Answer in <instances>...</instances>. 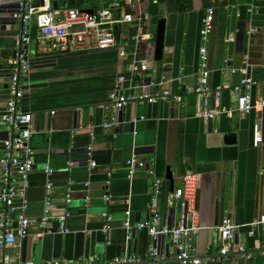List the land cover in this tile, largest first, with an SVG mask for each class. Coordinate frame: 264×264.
Segmentation results:
<instances>
[{"label":"crops","instance_id":"crops-1","mask_svg":"<svg viewBox=\"0 0 264 264\" xmlns=\"http://www.w3.org/2000/svg\"><path fill=\"white\" fill-rule=\"evenodd\" d=\"M81 1L51 2L53 10L60 13L70 7L92 10L111 0ZM208 7L214 8V30L208 43L209 85L224 86L219 104L232 112L205 120L200 116L204 97L188 90L198 84L201 29ZM129 11L151 14L144 27L151 38L141 43L136 54L148 61L150 68L135 74L130 68L135 58L131 45L134 23L117 27L114 48L62 53L42 43L33 17L28 44L32 68L21 77L23 105L33 115L34 129L29 145L35 164L26 211L30 224L26 237L0 247V264H4V253L12 264H108L128 252L134 255L132 264H151L148 250L152 238L146 230L136 231L127 247L126 212L131 211L134 223L148 220L155 197L152 186L158 182L162 223L178 224L182 210L174 191L187 174H196L199 180L201 228L193 234V241L201 255L218 252V227L229 215L239 226L236 245L244 246L250 256L238 254L236 247L221 264H264L258 242L261 229L256 230V237L248 235L249 224L264 214V139L258 146L254 142L264 111L244 113L237 108L238 96L245 92L237 87L245 75L259 82L247 90L253 102L264 98V0H141ZM162 17L167 18L165 51L163 60L156 61L155 35ZM242 25L244 39L240 37ZM20 28L13 18L0 23V113L5 107ZM124 50L128 57L122 56ZM121 73L134 78L126 85H136L137 92L149 78L154 82L151 91L168 89L180 94L181 101L131 102L118 113V125L106 129L103 123L114 113L110 92ZM208 100L216 107L213 94ZM10 131V125L0 123V140ZM228 132L238 134L236 143L225 142ZM89 146H93L91 160L97 162L91 168ZM134 155L148 168L138 169L130 178L126 161ZM70 161L73 166L68 165ZM48 169L53 173H47ZM48 180L53 183L50 189ZM106 194L111 195L109 201L104 199ZM49 197L53 206L43 226L41 218L46 215ZM64 209L70 212L67 233L61 230L57 217ZM105 213L112 217L111 222ZM16 222L10 221L8 227L17 228ZM156 241L160 254L174 264L171 239L161 236Z\"/></svg>","mask_w":264,"mask_h":264},{"label":"built area","instance_id":"built-area-1","mask_svg":"<svg viewBox=\"0 0 264 264\" xmlns=\"http://www.w3.org/2000/svg\"><path fill=\"white\" fill-rule=\"evenodd\" d=\"M0 0V23L7 18H13L20 22V32L16 36L17 47L13 59L11 60V75L8 81L7 93L5 98L4 111L0 113V123L11 126L8 135L0 140V227L6 228L5 233L0 235V247L4 248L9 244H14L17 237L28 235L30 220L26 215L29 206L28 190L30 188V174L34 169V151L29 145L34 129L33 115L26 110L23 101L25 91L21 84V77L30 72L32 64L28 55V44L31 41V23L35 16V23L39 29L41 40L50 50L62 53H72L93 49H111L117 45V27L125 23H134L136 33L131 36V45L134 47V56L130 66L132 73L146 71L150 64L146 60L136 58L141 43L148 41L151 34L144 30L145 25L150 21L149 12L134 14L130 8H136L141 0H111L102 7H94L92 12L82 10L78 7L65 8L58 13L52 8V0ZM119 11L118 16L115 11ZM214 28V8L208 7L203 18L201 29V44L199 47V76L198 84L188 91L204 97L203 108L200 116L205 120L220 114H230L231 108L220 107V98L224 86L211 88L209 85L211 69L209 65L208 43ZM128 51H122L123 57L127 56ZM237 72V70H233ZM130 78V79H129ZM165 79V77H162ZM128 80L134 78L121 73L116 78L114 89L110 92L111 107L114 113L103 123V127L111 129L118 125V113L131 102H158V101H181V95L173 93L168 89L151 91L153 81L142 83V90H134L136 85L127 87ZM264 82V80H263ZM259 82L245 75L241 78L240 86L237 90L245 91L238 96L237 108L244 113L252 111H264V98L253 102L251 94L247 90ZM214 95L217 101L216 107H211L208 97ZM255 145L258 146L264 135L257 126L255 131ZM87 155L92 159L93 146L87 148ZM96 161L91 160L89 166L95 167ZM129 177L132 178L138 169L148 168L145 161L140 160L136 155L126 161ZM73 166L74 162H68ZM47 173H53L48 169ZM153 172V171H152ZM53 183L48 180L47 187L50 189ZM89 186V181L85 182ZM155 197L150 205L151 217L142 222H132L131 211L126 212L125 228L127 231L126 243L128 249L136 231L146 230L152 242L149 246V256L153 262L151 264H169L167 257L161 255L157 247V239L167 236L171 239L173 252L175 253L174 264H208L221 262L225 257L237 247L238 254L250 256L244 246H237L239 226L233 219L226 215L222 219L218 232L220 235L221 246L214 255L203 256L199 252L197 245L193 241V234L201 228L198 223L197 194L199 190V180L196 174H187L183 177L182 185L174 191V196L182 210V219L178 224L167 225L162 223V217L158 209L157 195L160 192L159 183L155 182L152 186ZM87 199L91 198L87 196ZM106 201L111 199V195L104 196ZM53 201L49 197L46 200V215L41 218V224L47 225L50 218V211ZM108 222L112 217L107 213L103 214ZM17 217V219L15 218ZM60 228L64 232H69L67 226L70 212L62 210L57 215ZM18 220V227H8L10 221ZM261 229V236L258 239L259 245L264 248V214L249 224V237H256L257 229ZM135 261L134 255L128 252L125 256L114 257L108 264H132ZM27 264H34L28 261ZM67 264H75L69 262Z\"/></svg>","mask_w":264,"mask_h":264},{"label":"water","instance_id":"water-1","mask_svg":"<svg viewBox=\"0 0 264 264\" xmlns=\"http://www.w3.org/2000/svg\"><path fill=\"white\" fill-rule=\"evenodd\" d=\"M87 1L89 2L92 0H86L85 2H87ZM85 2H84V0L81 1L82 4H84ZM86 11L92 12V10H86ZM118 14H119V11L118 10L115 11V15L118 16ZM166 22H167V18L162 17L159 19L158 24H157V31H156V35H155V50H154V55H155L156 61H162L163 57H164L165 35H166V25H167ZM213 30H214V28H213ZM240 37L243 39L245 38V26H243V25H242V31L240 33ZM149 80H152V79L146 78L144 80V82H148ZM115 83H116V81H115ZM114 87H115V84H114ZM114 87H113V89H114ZM5 92H7V91H5ZM258 127L264 133V120H262L260 123H258ZM237 137H238V134L236 132H228L225 134L224 140L228 144H234L237 142ZM169 177L172 178L171 175H169ZM172 210L175 212L177 210V208L175 206H173ZM16 223H17L16 226H18V222H16ZM5 230H6V228L2 229V232L0 234L5 233ZM260 251H264V248L261 249ZM2 257H3L2 259H3L4 264H6V263L12 264L13 261L11 259H9L8 257H6V253H4V255ZM221 262H218L217 264H221Z\"/></svg>","mask_w":264,"mask_h":264}]
</instances>
